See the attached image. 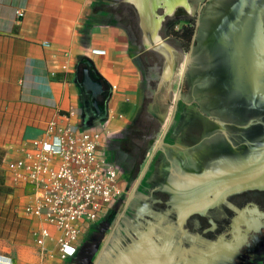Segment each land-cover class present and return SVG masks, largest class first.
<instances>
[{
	"label": "crops",
	"instance_id": "1",
	"mask_svg": "<svg viewBox=\"0 0 264 264\" xmlns=\"http://www.w3.org/2000/svg\"><path fill=\"white\" fill-rule=\"evenodd\" d=\"M164 1L158 0L154 8H163L166 15L178 8L191 9L186 0L171 10ZM133 7L139 12L129 0H0V188L10 205L0 210L7 223L0 226V264H264V219L261 227L246 229L252 222L248 207H255L264 218L260 203L264 195L232 210L225 231L211 240L204 235L212 229L191 231L190 227L194 232L200 228L201 217L183 219L164 187L185 179L188 170L182 162L190 148L200 150L207 137L217 135L212 134L216 126L210 133L207 130L224 119L226 110L231 111L225 99L240 100L238 92L233 93L239 81L233 36L221 27L206 38L212 21L203 22L177 99L179 93L173 97L170 79L173 51L155 40L163 52H170V64L162 78L152 77L153 69L147 71L143 59L148 48L124 22L129 14L134 16ZM19 12L22 18L17 17ZM157 18L159 27L162 17ZM208 44L228 51L226 69L224 59ZM240 59L241 72L247 75L243 56ZM67 120L81 130L101 134L98 155L116 166L122 195L99 220L82 225L76 252L63 260L54 228H50L52 239L45 242L47 253L38 248L34 233L43 224L27 218L22 207L30 187L14 188L7 164L32 151L33 142L44 138L50 122ZM149 121L158 129L153 135L143 134L148 140L144 160L156 161L149 164L135 202L119 208L137 170L148 164L143 159L138 162L134 140L147 130ZM154 143L159 147L153 148ZM170 166L171 173L164 175ZM163 199L165 206L153 208L163 205ZM247 234L256 235L262 244L245 240Z\"/></svg>",
	"mask_w": 264,
	"mask_h": 264
},
{
	"label": "built area",
	"instance_id": "2",
	"mask_svg": "<svg viewBox=\"0 0 264 264\" xmlns=\"http://www.w3.org/2000/svg\"><path fill=\"white\" fill-rule=\"evenodd\" d=\"M100 144L99 132L81 130L69 120L52 121L44 138L33 142L32 151L7 164L10 184L30 187L22 207L27 218L43 224L34 233L42 253H47L45 242L52 239L54 228L59 257L72 256L82 225L95 223L121 197L117 168L98 155Z\"/></svg>",
	"mask_w": 264,
	"mask_h": 264
},
{
	"label": "rangeland",
	"instance_id": "3",
	"mask_svg": "<svg viewBox=\"0 0 264 264\" xmlns=\"http://www.w3.org/2000/svg\"><path fill=\"white\" fill-rule=\"evenodd\" d=\"M116 2H122L124 0H115ZM204 0H190L191 2V9L185 13H183V10L179 9L181 15L177 20L184 21L191 25V29H195V36L193 37V46L190 48V51H187V45L182 44L181 39H179L177 36L172 35L173 32H171L170 26L173 24V22H176L173 15H170L168 18H172L171 21H168L166 16V13L163 9H157L154 8L158 15L162 18H160V23L162 21V26L160 27V35H161V43L167 44L171 47V50L174 54V67H173V73L171 74L170 79L173 80L174 83V91L172 92L173 97L177 96L179 92H182L183 90V84L185 81V73H184V67H185V61L188 57V53L192 51L194 48L196 42H198L201 30L204 26V23L206 19H214L213 24L206 30L205 36L206 38L210 36V34L216 30L221 22L222 19H225V17L228 15L224 10L222 6L221 0H210V2H207L206 4H203ZM134 18L132 21L139 26V16L137 10L134 9ZM182 24H178L176 26L177 30H180ZM143 34L142 31H140V41L139 43H144ZM197 40V41H196ZM143 41V42H142ZM145 47L148 48L147 51L143 54L144 59V65L145 69L152 68L151 76L152 77H158V79L162 78L164 74H166L168 67H169V61L166 57L162 56L159 52L153 50L150 46L147 45V41H145ZM144 50V49H143ZM172 53V52H171ZM235 59V57H234ZM235 65L237 64V60L234 61ZM149 71V69H147ZM150 72V71H149ZM169 79V80H170ZM239 81L234 86V90L238 92L242 97H247L248 102H253V92L251 95H248L244 93L241 89V80L242 78L238 77ZM257 81V77H255ZM157 81H151V87L152 91H154L156 87ZM253 91V90H252ZM261 96H264V89L260 90ZM161 93H164V90L161 91ZM160 93V94H161ZM163 95V94H161ZM229 100V99H228ZM258 106L264 108V102H257ZM228 107L231 108V111L226 110V114H224V119L222 121H217L216 125L212 123L211 127H208L207 132L210 133L211 128L213 126H216L217 130L213 131L212 134L220 133L219 135H215V137H207L206 138V144H204V147H201L200 150L198 148H190V152L185 154V160L182 162L186 169L188 170L187 176H185V179L188 180L191 177H198L203 174H207L210 177L213 178H222L226 177L230 174L235 173L237 168L240 164L245 163L247 160L250 161H261L264 164V111H261L262 114L259 115L257 111L253 110L250 105H246L243 103H234L231 101V103L228 104ZM234 111L237 112L240 116V118L237 120H233ZM254 117V118H253ZM147 124V130L145 132H142V135H139L138 137H135L134 142L138 145L139 151L137 153L138 162H142V159L144 160L146 145H147V139L143 137L144 135H153L156 130L158 129L156 123L154 122H146ZM234 125L242 126L240 127L238 133L236 134V130L234 128ZM215 128V127H214ZM210 129V130H209ZM249 129V130H248ZM237 135V136H236ZM215 138V139H214ZM157 143L153 144V148ZM197 149V150H196ZM200 152V153H199ZM221 159V160H220ZM149 158H145L143 161L144 164L148 163ZM154 160L151 161L150 166L155 163ZM220 163V164H219ZM158 165V164H157ZM149 166V168H150ZM145 168V165L143 166ZM160 167V166H159ZM172 166L169 167V170L164 171V175H169L170 169ZM143 169L137 170L134 180L132 183V189L128 191L127 195H123L121 198V203L119 208H129L131 207V204L135 202V199L138 198V193L142 189V184L144 180L146 179L149 169L146 171V174L144 175L143 180L139 184L138 189L136 190L135 194L132 195L133 189L137 183V180L139 179ZM3 172V169H0ZM169 173V174H168ZM169 191V188L167 184L164 186ZM240 192H243L244 190H239ZM170 192V191H169ZM238 192V193H240ZM232 194H237L233 191L225 194L223 198L229 197ZM222 198V199H223ZM221 199V200H222ZM227 199V198H226ZM224 201H218L217 205H211L208 211L204 212V214H200L202 216H207L205 219L206 221L211 222V224L217 225L219 227L218 232L215 233H208L207 235H204L206 238L214 240L216 237L220 235L221 232L225 231V229L228 226L229 223V216L232 215L229 208L227 207L228 203ZM9 198L5 196L0 191V210H5L10 205L7 204ZM228 200V199H227ZM166 200H162L163 205H154L153 208L157 209L160 208V206H165ZM173 203V200H172ZM223 203V205H222ZM11 204V203H10ZM174 205V203H173ZM216 205V206H215ZM16 209L19 210V205H15ZM175 206V205H174ZM214 206V207H213ZM255 207H248L247 208V215L251 217L252 222L246 225V222H244V225H246V229L248 231L253 230V227L256 228L258 225L260 227L263 225V214L256 213ZM171 209H173L171 207ZM175 210V208H174ZM235 210V209H234ZM176 211V210H175ZM4 212H0V226L6 227L7 223L5 222V216ZM192 216L200 217L198 213H192L190 214ZM193 217V218H196ZM256 218L258 221H256ZM259 218V219H258ZM257 222V223H256ZM256 223V224H254ZM207 225L209 227L208 223H206L203 219H201L200 228L196 229L197 232H194L192 227L190 228L193 233H202V231L205 229L204 226ZM215 227V226H214ZM245 240H249L251 243H255L257 246L262 244V240L254 236L253 234H247Z\"/></svg>",
	"mask_w": 264,
	"mask_h": 264
},
{
	"label": "bare ground",
	"instance_id": "4",
	"mask_svg": "<svg viewBox=\"0 0 264 264\" xmlns=\"http://www.w3.org/2000/svg\"><path fill=\"white\" fill-rule=\"evenodd\" d=\"M129 1H133L136 4L140 14L147 12L145 19H150L148 21V26L150 28L154 25L157 27L158 18L154 12V6H156L158 0H153V3L151 7L149 6V8L147 3L150 0H144L145 4L142 2V0ZM164 2L168 9L171 10L175 6L181 4L182 0H166ZM149 11L154 12L153 18L155 17V20L153 22L151 21L152 17ZM254 12L250 18L242 22V24H240L238 27V36L240 42L242 43L246 41L248 43H252L251 50L257 49V40H259L258 34L260 30L259 23ZM147 45L151 48H154L153 45H151L148 41ZM155 45L157 44L155 43L154 46ZM157 46H159V44ZM239 52L240 51L234 55L235 59L237 60V64H234L236 73L235 75L243 79L241 80L242 84L240 85L242 91L248 95H251L253 92V88L251 87L252 84L250 85L247 75H244L241 72L242 62ZM179 181V184L168 185V188L172 195L173 203L180 212V216H182L183 219H186V217L192 213L204 214V212L207 210V206L217 204V202L220 201L223 196H225V194L231 191L238 193L242 188L264 190V164L261 161L247 160L245 163L239 165L235 173L226 177L213 178L207 174H203L198 177H191L188 180Z\"/></svg>",
	"mask_w": 264,
	"mask_h": 264
},
{
	"label": "flooded vegetation",
	"instance_id": "5",
	"mask_svg": "<svg viewBox=\"0 0 264 264\" xmlns=\"http://www.w3.org/2000/svg\"><path fill=\"white\" fill-rule=\"evenodd\" d=\"M221 1H222V6L224 8L223 11H225L228 15L225 17V19H222V22L218 28L220 29L221 27H223V29H225L224 33H228V34L230 33L229 35L233 36V39L235 40V45L233 47L235 53L240 51L239 52L240 56H243V58L247 59V62L249 63V67L251 68L255 77H257V81L255 79L256 87H255V89H253V99H254L253 102H248L240 94H238L235 91H233V93H235V94L237 93L240 96L239 101H237L235 99H229V100L225 99V100H227L229 103H231V100H232L234 103H243V104H246L248 106L250 105V107H252L253 110L257 111V113L259 115H261L262 114L261 111H264V108L258 106L256 103L257 102H259V103L264 102V96L262 97L260 95L261 94L260 90L264 89V0H221ZM186 2L188 5L191 6L190 0H186ZM207 2H210V0H204L203 4H206ZM160 9H163V8H160ZM179 9L180 10L182 9L183 13H185V11H186L184 8H178L172 14L173 15L172 17H174L176 22H173V24H171L170 29H169L171 32H173V31L178 32L185 27L190 28V26H191V25L187 24L184 21V19L182 21L177 20L181 15H183V13L181 14ZM253 12L255 13V16L257 17L259 27H260L259 34H258L259 40H257L258 44H257L256 50H253V49L251 50L252 43H248L246 41L241 43L239 36H238V27L240 26V24H242V22H244L248 18H250L252 16ZM128 16L129 17H127L126 20H129L134 24L132 19L135 16H132L130 14ZM169 16L170 15L167 14L164 18L167 17L168 21H171L172 18H168ZM206 20H210V21L213 20L214 21V19H206ZM213 21H212V24H213ZM179 23L182 24V26H181L180 30H177L176 26ZM224 23H226V26L224 25ZM128 26L132 30V27L130 25H128ZM138 27H139L140 31H142L140 25ZM160 29H159V35H160ZM132 32H133V30H132ZM142 34H143V31H142ZM133 35L136 39L134 32H133ZM210 36H211V34H210ZM160 37H161V35H160ZM208 47L210 48V50L214 51L219 56H221V58L224 59L223 69H226L227 65H229V63H230V60H229V62H227V60L229 58L228 51L224 50L221 47H212L210 44H208ZM232 115H233V117H232L233 120H235L236 118L238 120L240 118L239 114L235 111H234V114H232ZM240 127L242 128V126L238 127L237 125H234V128L237 131L236 132L237 135H239L238 131H239ZM217 135L220 136V133L219 134L217 133ZM262 195H264V190L249 189V190H244L243 192H240L237 194H232L229 197H226L228 200L226 199L225 202L228 203L227 207L229 208L230 212L232 213V210L237 209V208H242L244 205H248L251 202H253L254 198H256L258 196H262ZM222 205H223V203H222ZM198 215H200V214H198ZM200 217L209 225V227H207V225H205L204 230L212 229V231L210 230L209 233L218 232L219 227L217 225H214L215 226L214 227L213 224H211L209 221L205 220V219H207L206 218L207 216L200 215Z\"/></svg>",
	"mask_w": 264,
	"mask_h": 264
},
{
	"label": "water",
	"instance_id": "6",
	"mask_svg": "<svg viewBox=\"0 0 264 264\" xmlns=\"http://www.w3.org/2000/svg\"><path fill=\"white\" fill-rule=\"evenodd\" d=\"M125 1H128V0H125ZM147 1V0H146ZM142 2L145 4V1L144 0H142ZM152 3H153V0H150V1H148V3H147V5H148V8H149V6L151 7V5H152ZM137 7V6H136ZM161 7H164V6H161ZM147 11V10H146ZM150 13H151V17H152V19H151V21L153 22L154 20H155V17L153 18V16H154V12L153 11H149ZM146 14H147V12H144V14H140V12H138V16H139V25H140V27H141V29H142V31H143V39H144V44H145V41H148V42H150V44L151 45H153V47H154V49L153 50H155V51H157V52H159L160 54H162L164 57H166L167 58V55H170V52H163V49H162V43L161 44H159L160 46H157V45H155L154 46V42H155V40H161V37H160V35H159V29H160V27H161V23H160V25H159V27H156L155 25L153 26V27H149L148 25V21L150 20L149 18H147V20L145 19V16H146ZM155 14L157 15V16H159L158 15V13H157V11L155 12ZM164 20V17H163V19H162V21ZM168 53V54H167ZM190 55H191V52H189L188 53V57L186 58V61H185V67H184V73H185V70H186V68H187V65L189 64V61H190ZM243 61H244V64L246 65V71H247V79H248V81H249V83H250V85H251V87L253 88V89H255V87H256V84H255V75H254V73L252 72V70H251V68L249 67V63L247 62V59H245V58H243ZM242 76H244V75H242ZM179 97H180V93L178 94V97H177V99H179ZM164 137V136H163ZM162 142H163V140L159 143V146L162 144ZM159 146H157V147H159ZM149 164H150V161L148 162V164L146 165V167H145V169L142 171V173H141V175H140V177H139V179L137 180V183H136V185H135V187H134V189H133V192H132V195H134L135 194V192H136V190L138 189V187H139V184L141 183V181L143 180V178H144V175L146 174V171H147V169H148V167H149ZM234 180V179H233ZM239 187V186H238ZM237 187V188H238ZM236 190H238V189H236ZM236 190H234V191H236ZM241 190V189H240ZM242 190H249V189H247V188H242ZM226 198H223L221 201H224ZM217 205V204H216ZM215 205V206H216ZM214 207V206H213ZM210 208H212V207H210V206H207V211L210 209ZM190 216V215H189ZM189 216H187L186 218H188ZM182 217V216H181Z\"/></svg>",
	"mask_w": 264,
	"mask_h": 264
},
{
	"label": "trees",
	"instance_id": "7",
	"mask_svg": "<svg viewBox=\"0 0 264 264\" xmlns=\"http://www.w3.org/2000/svg\"><path fill=\"white\" fill-rule=\"evenodd\" d=\"M127 25H130L132 27L133 32L135 33L136 39L139 42L140 41V29L137 24H133L129 20L124 21ZM172 35L177 36L179 39H181L182 44L187 45V51H190V48L193 46V37L195 35V29H191L189 27H185L182 30L176 32L173 31ZM145 105L142 106V112ZM0 191H3L0 188ZM260 203H264L263 201H260Z\"/></svg>",
	"mask_w": 264,
	"mask_h": 264
}]
</instances>
